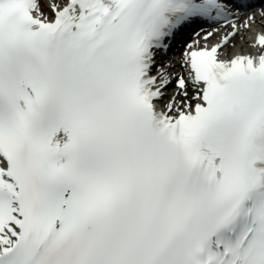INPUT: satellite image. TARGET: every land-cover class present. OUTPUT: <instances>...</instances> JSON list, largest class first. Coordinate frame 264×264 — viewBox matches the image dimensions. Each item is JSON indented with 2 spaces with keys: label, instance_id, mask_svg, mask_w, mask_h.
<instances>
[{
  "label": "snow or ice",
  "instance_id": "1",
  "mask_svg": "<svg viewBox=\"0 0 264 264\" xmlns=\"http://www.w3.org/2000/svg\"><path fill=\"white\" fill-rule=\"evenodd\" d=\"M0 264H264V0H0Z\"/></svg>",
  "mask_w": 264,
  "mask_h": 264
},
{
  "label": "bare ground",
  "instance_id": "2",
  "mask_svg": "<svg viewBox=\"0 0 264 264\" xmlns=\"http://www.w3.org/2000/svg\"><path fill=\"white\" fill-rule=\"evenodd\" d=\"M245 17H241L240 20L236 21L237 23H242L243 22V19ZM229 29L228 28H220L219 31L212 37L210 38V43L214 44V43H217L221 36L224 35ZM201 35H203V32L201 33ZM197 39H200V37L198 36H195L193 39H191L190 41H188L189 43H191L193 40H197ZM234 43H237L238 47L237 49H235L234 51H239V52H244V51H249L247 48H245L244 46H242L239 42V40L237 41H234ZM181 55V52L178 54L177 58Z\"/></svg>",
  "mask_w": 264,
  "mask_h": 264
}]
</instances>
